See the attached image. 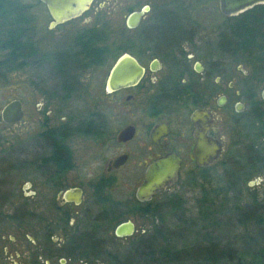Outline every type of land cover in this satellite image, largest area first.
I'll use <instances>...</instances> for the list:
<instances>
[{"label": "flooded vegetation", "instance_id": "obj_1", "mask_svg": "<svg viewBox=\"0 0 264 264\" xmlns=\"http://www.w3.org/2000/svg\"><path fill=\"white\" fill-rule=\"evenodd\" d=\"M260 5L237 15L220 11L224 20L217 26L190 29L167 9L157 13L156 23L144 25L150 6L136 27L126 23L120 37L101 7L55 25L51 16L41 40L28 30L23 69L39 77L30 76L28 98L21 100L23 119L0 122L23 123L27 134L22 144L10 142V150L0 153V264H241L237 250L217 235L204 234L207 243L194 248L205 239L192 245L189 236L200 233L191 232L192 225L180 222L181 233L167 232L160 214L171 201L161 207L158 197L190 176L194 169L185 174L187 162L199 166V134L222 145L217 159L199 166L205 169L244 129L245 164L263 179L264 10L254 9ZM249 10L253 14L244 15ZM85 14L88 23L71 24ZM204 27L213 28L212 37ZM244 39L250 40L247 48ZM125 54L142 75L112 89V71ZM230 58L253 66L240 63L238 73L230 72ZM82 87L96 99L89 116L79 119L66 112L78 103ZM33 104L37 108L28 119ZM118 111L132 118L115 129ZM129 127L133 136L119 139ZM167 156L181 161L177 181L140 199L149 165ZM14 174L25 179L14 185ZM253 202L247 204L256 206ZM120 224H132V231L118 234Z\"/></svg>", "mask_w": 264, "mask_h": 264}, {"label": "rangeland", "instance_id": "obj_2", "mask_svg": "<svg viewBox=\"0 0 264 264\" xmlns=\"http://www.w3.org/2000/svg\"><path fill=\"white\" fill-rule=\"evenodd\" d=\"M21 1L29 6L28 14L31 18L33 17L28 24L29 31H34L36 36L41 40L52 18L47 7L41 1V3L38 2V0ZM144 5L151 6V10L147 13L143 21L144 25L156 23V15L158 12H161L162 9H167L170 12L172 11L179 14L178 18L185 29H190L189 27L200 24L208 27L217 26L224 20L220 13L219 0H94L90 8H103L106 20L109 19V23L115 27V29L112 30L114 32L113 35L117 32V36L120 37L121 31L126 29L127 15L132 11L141 9ZM86 18L87 14L71 24L81 26L89 22ZM33 23L35 24V29L30 28ZM204 28V30L208 29L205 31V34L207 33L206 35L212 37L213 28ZM133 41V44L132 42L130 43L132 46L136 44L135 39ZM130 45L128 50H131ZM226 63L229 68L228 71L237 73L240 63L247 69L253 66L248 60L243 61L234 58L227 59ZM32 73L33 75L26 69L17 70V72L7 71L5 73L6 75L0 79V110L12 99L19 98L24 102L25 99L28 98L30 76L34 79L39 77L36 72ZM97 83L99 84V78L98 80H92L89 87H96ZM85 87H82L79 93L78 103H71L68 108L69 111L66 112L79 119L89 116L93 103L92 101L96 99L92 91ZM35 108H37V105L34 106L33 104L32 112L29 114L28 119L33 118ZM38 115L39 114L36 116ZM113 116V128L115 129L120 123H123V121L132 118L128 115L127 111L113 112ZM243 132L244 129H239V131L235 132L234 141L241 139L240 142L236 141L237 144L232 140L231 134L229 139L233 142L229 145L230 148L227 149L221 159L215 161L205 169L194 165L190 161L187 162L184 173H189L192 166L194 169V171L190 173V176L186 175L182 181L164 190L158 197L161 207L165 206L163 204L164 202L167 203L168 200L172 202L173 200V203H171L172 206L170 205L171 207L168 206L165 209L162 208L160 214L162 219L165 220L167 232L169 230L177 234L181 233L182 230L179 229L178 226L180 222L188 223L186 225H192L191 232H200L196 239H194L195 235L193 234L189 236L192 245L202 242V239H205L200 245L193 246L194 248H203L201 245H204L206 242V238H203L204 234L212 233L213 236L217 235L218 238L222 239V241L227 244L226 247L235 248L240 255L246 250L254 251L248 249L246 246L251 244L248 238L244 239L242 237L244 234L255 232L257 226L252 223L244 224L242 220H245V218L242 213L245 210L243 208H249L245 205L247 203H254L253 201L255 198H259L260 201L263 200L264 205V177L261 180L256 170H251V168L245 164L247 151L244 148L243 142L247 139L245 137L243 138V134L246 133ZM26 136L25 124L23 123L16 126L0 124V142L4 143L0 145V153L10 150V142L22 144ZM3 148L5 149L3 150ZM79 151L80 153L87 151L86 142L82 137L80 138ZM238 167H240V171L237 175L240 176L230 179V177L234 175L235 170H238ZM13 177L16 181L14 185H19L17 182H22L25 179V175L21 177L15 175ZM11 183L13 184V182ZM5 187L11 189L14 186L6 185ZM176 202L178 203L176 204ZM174 204H176V206ZM238 205L239 209L236 208ZM205 206H211V208L208 207L205 209ZM206 211L211 213V215H205ZM203 227H205V229H203ZM262 228L264 227L262 226ZM259 240L260 238L256 237L254 242H259ZM129 242H137V239L128 240V245Z\"/></svg>", "mask_w": 264, "mask_h": 264}, {"label": "water", "instance_id": "obj_3", "mask_svg": "<svg viewBox=\"0 0 264 264\" xmlns=\"http://www.w3.org/2000/svg\"><path fill=\"white\" fill-rule=\"evenodd\" d=\"M41 2L47 6L54 19L52 25H55L82 15L90 8L94 0H41ZM259 4H264V0H219V9L225 15H237ZM149 10L150 6L144 5L141 9L130 12L126 17L127 25L136 27ZM141 75L142 68L129 54H125L112 71L111 87L115 89L119 86L135 83ZM197 115L198 113L194 116V120H196ZM23 117L24 111L20 99L9 101L0 110V122H16L22 120ZM132 129L129 127L122 130L119 133V139L133 136ZM197 139L196 162L200 167H204L220 156L222 145L217 140H210L202 134L197 135ZM123 161L124 158L121 157L114 164L117 166ZM180 164L179 158L170 156L153 161L147 169L144 183L138 189V197L149 199L160 189L175 183L179 177ZM127 227L130 228L128 232H131L132 224H120L117 227V233L123 234Z\"/></svg>", "mask_w": 264, "mask_h": 264}, {"label": "trees", "instance_id": "obj_4", "mask_svg": "<svg viewBox=\"0 0 264 264\" xmlns=\"http://www.w3.org/2000/svg\"><path fill=\"white\" fill-rule=\"evenodd\" d=\"M40 1L41 0H38V2ZM28 7L29 6L21 0H0V79L6 75L5 73L7 71L20 70L26 65L25 50L28 43V24L30 20L33 19V17L31 18L28 14ZM254 9L264 10V6H257ZM252 10H249L244 15L253 14ZM261 21L263 22V20ZM261 25L263 24L261 23ZM34 27L35 24L33 23L30 28L34 29ZM255 28L256 30L259 29L257 26H255ZM243 42L246 44L244 48H247L250 40L244 39ZM31 46L34 51V43H31ZM237 169L238 170H235L234 175L231 176L230 179L240 176L237 175L240 171V167ZM255 199L256 206L254 204H246L245 206L249 208H243L245 210L242 213L245 218V220H242L244 224L252 223L257 226L255 232L244 234L242 237L244 239L248 238L251 244L246 246L248 249L254 251L246 250L242 253L240 255L241 264H264V228H262V226L264 227V205L263 200L260 202L259 198ZM171 203H173V200ZM171 203L170 205L172 206ZM177 203L178 202H176V204ZM176 204L174 205L176 206ZM208 207L211 208V206H205L204 208L207 209ZM236 208L239 209V205L236 206ZM205 215L209 216L211 213L206 211ZM256 237L260 238L259 242H254Z\"/></svg>", "mask_w": 264, "mask_h": 264}]
</instances>
